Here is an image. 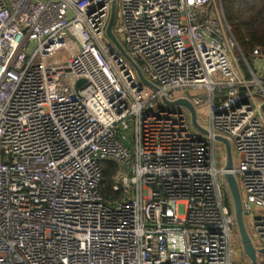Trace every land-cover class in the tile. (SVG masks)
<instances>
[{"label":"built area","instance_id":"2783aa9c","mask_svg":"<svg viewBox=\"0 0 264 264\" xmlns=\"http://www.w3.org/2000/svg\"><path fill=\"white\" fill-rule=\"evenodd\" d=\"M217 136L264 264V52L221 0H0V264H233Z\"/></svg>","mask_w":264,"mask_h":264},{"label":"trees","instance_id":"16d2710c","mask_svg":"<svg viewBox=\"0 0 264 264\" xmlns=\"http://www.w3.org/2000/svg\"><path fill=\"white\" fill-rule=\"evenodd\" d=\"M224 16L236 40L238 49L247 57L254 48L264 52V0H221ZM99 191L105 202L121 197L112 190L118 170L116 162L102 161Z\"/></svg>","mask_w":264,"mask_h":264},{"label":"water","instance_id":"95a60500","mask_svg":"<svg viewBox=\"0 0 264 264\" xmlns=\"http://www.w3.org/2000/svg\"><path fill=\"white\" fill-rule=\"evenodd\" d=\"M113 18H114V2L112 3L111 13H110L109 21L106 27V35L112 41V43L116 46V48L129 60V62L134 67L139 79L143 83L148 84V82L143 77L138 65L134 63L130 59V57H128L125 50L122 48V46L120 45V43L118 42L114 34L112 33L111 27L113 23ZM82 82L83 80L78 81L77 85H80ZM163 101L166 104L171 105V106L185 107L190 113L192 126L198 131L205 133V129L202 128L197 122L196 110L194 106L186 98H178L174 101H166L163 98ZM216 139L223 144L225 156H226L225 169L227 170V172L225 173L224 177H225V181H226V185H227V189L229 193V198L228 197L226 198L225 205L227 206L229 212H231L232 210L234 213L240 246H241V249L244 255L247 257L248 261L251 264H256V261H257L256 249L245 227V223H244L243 215H242L241 196H240L239 188L237 185L236 178L234 174L231 172L232 167H233L231 145L227 138H224L222 136H217ZM260 252H264V251L260 250Z\"/></svg>","mask_w":264,"mask_h":264},{"label":"rangeland","instance_id":"374dc122","mask_svg":"<svg viewBox=\"0 0 264 264\" xmlns=\"http://www.w3.org/2000/svg\"><path fill=\"white\" fill-rule=\"evenodd\" d=\"M191 92L193 94H197L201 91L192 90ZM178 93H181V92H178ZM197 112L201 117L205 118L207 116V101L205 102L204 105H202L198 108ZM197 133L200 134V132H197ZM220 147H221V145L217 143L216 144V148H218L217 158L222 153V150ZM231 149H232L231 154H232L233 166H237V164H238L237 152L233 147ZM254 239H255V237H254ZM231 249H232L231 259H232L233 264H248V260H247L246 256L244 255V253L241 249L239 237H238V235L236 236V233L232 234Z\"/></svg>","mask_w":264,"mask_h":264},{"label":"bare ground","instance_id":"6f19581e","mask_svg":"<svg viewBox=\"0 0 264 264\" xmlns=\"http://www.w3.org/2000/svg\"><path fill=\"white\" fill-rule=\"evenodd\" d=\"M238 234V233H237ZM253 243V242H252ZM257 254V253H256Z\"/></svg>","mask_w":264,"mask_h":264}]
</instances>
